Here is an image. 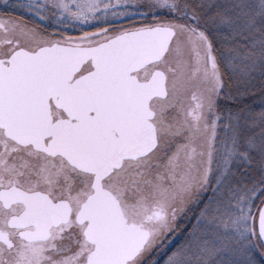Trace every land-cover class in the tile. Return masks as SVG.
Returning <instances> with one entry per match:
<instances>
[{"label": "snow or ice", "instance_id": "6c2138e0", "mask_svg": "<svg viewBox=\"0 0 264 264\" xmlns=\"http://www.w3.org/2000/svg\"><path fill=\"white\" fill-rule=\"evenodd\" d=\"M0 264H264V0H0Z\"/></svg>", "mask_w": 264, "mask_h": 264}, {"label": "trees", "instance_id": "16d2710c", "mask_svg": "<svg viewBox=\"0 0 264 264\" xmlns=\"http://www.w3.org/2000/svg\"><path fill=\"white\" fill-rule=\"evenodd\" d=\"M13 2H22V0H14ZM16 14H20V13H16Z\"/></svg>", "mask_w": 264, "mask_h": 264}, {"label": "rangeland", "instance_id": "374dc122", "mask_svg": "<svg viewBox=\"0 0 264 264\" xmlns=\"http://www.w3.org/2000/svg\"><path fill=\"white\" fill-rule=\"evenodd\" d=\"M14 1V0H13ZM21 1V0H20Z\"/></svg>", "mask_w": 264, "mask_h": 264}]
</instances>
